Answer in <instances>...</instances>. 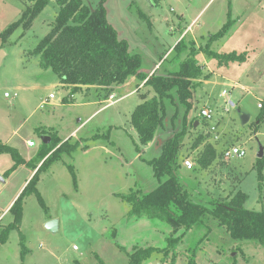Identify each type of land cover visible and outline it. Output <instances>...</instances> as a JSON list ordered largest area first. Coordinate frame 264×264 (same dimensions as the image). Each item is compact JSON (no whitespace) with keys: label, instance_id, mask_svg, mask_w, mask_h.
Segmentation results:
<instances>
[{"label":"rangeland","instance_id":"obj_1","mask_svg":"<svg viewBox=\"0 0 264 264\" xmlns=\"http://www.w3.org/2000/svg\"><path fill=\"white\" fill-rule=\"evenodd\" d=\"M100 1L83 0L92 11ZM28 5L27 0H0V33ZM105 5L109 22L128 41L131 53L140 54L148 72L179 71L191 46L195 57H201L199 63L207 77L193 80L201 82L190 98V112L179 101L177 91H171L172 98L165 101V123L156 137L160 146L181 131L184 118L188 119L179 172L192 189L193 199L208 205L211 198L226 200L241 190L249 195L248 209L264 211V178L256 165L259 145H264V120L258 122L264 112V0H106ZM58 11L52 0L30 29L17 28L6 42L0 38V142L17 147L25 159L32 156L36 164L41 159L36 157L39 150L44 149L48 156L62 143L80 144L71 151L61 150L59 159L40 170L37 187L47 209L35 193H25L21 225L0 245V264H127L134 249L161 250L168 246V238L182 235L176 251L168 255L154 251L142 264H170L173 258L174 264H190L191 260L195 264H264L262 245L232 238L214 220L208 226L184 231L147 215H129L131 205L124 196L132 190L148 192L158 183L147 161L158 153L155 139L153 152H139L138 133L131 123L141 97L151 98L155 91L146 84L137 88L130 78L114 90L74 92L76 98L70 101L72 87H64L56 73L43 69L40 56L33 53L51 30ZM230 18L235 23L229 33L210 43L211 36ZM181 40L187 48L179 54L176 45ZM204 47L244 53L245 60L216 68L217 61ZM36 84L38 89L32 87ZM6 91H18L19 96L8 99ZM51 92L56 98L41 107ZM110 92L116 93L114 104H108ZM207 103L213 109L212 121L203 124L198 117L201 125L194 127L192 118ZM241 113L250 116L248 122H242ZM54 136L61 142L52 150L48 144ZM197 138L202 140L194 147ZM28 139L36 145L30 147ZM208 143L215 146L217 157L204 169L197 159ZM237 145L246 149V155L226 158L225 150ZM186 160H192L191 168ZM13 164L9 153L0 154L1 226L13 221L10 203L16 194L17 198L22 195L26 179L41 166L21 164L7 175ZM53 218L59 221L57 232L45 228V222Z\"/></svg>","mask_w":264,"mask_h":264},{"label":"trees","instance_id":"obj_2","mask_svg":"<svg viewBox=\"0 0 264 264\" xmlns=\"http://www.w3.org/2000/svg\"><path fill=\"white\" fill-rule=\"evenodd\" d=\"M27 1L30 5L26 7L21 17L0 33V38L4 42L17 28L30 29L33 21L52 0ZM55 1L59 6L58 14L51 30L38 43L33 53L40 56V65L43 69H51L60 77L62 83L72 87L71 94L83 87L89 89L92 86L108 88L112 85H121L132 76L146 80L145 84L151 86L156 95L139 103L131 114V123L139 137L138 151L141 146H146L154 140L160 127L165 123L167 116L165 101L172 98L171 91H177L179 101L186 106L187 113L191 110L190 98L195 87L200 84V81L193 82V80L207 77V74H203L202 65L195 57L194 48L191 49L190 56L182 63L179 71L165 74L162 69V74L148 76L140 72L142 65L140 54L131 53L128 41L121 39L117 29L109 22L106 0H101L93 11L84 4L83 0ZM141 16L146 17L144 13H141ZM234 23L235 20L230 18L221 30L211 36L210 43L228 34ZM186 48L184 40L176 45L179 54ZM206 53L216 59L219 66L245 60V54L236 51L217 52L210 49ZM184 120L185 127L163 143L159 156L148 161V164L153 167L154 176L159 182L158 186L145 193L132 190L124 196L131 205L129 215L138 217L147 215L172 225L176 230L184 228V231L208 226L214 220L224 227L232 238L256 241L264 247V211L248 209L245 206L249 198L247 193L239 190L226 200L211 198L208 205L193 199L192 189L183 181L179 172L180 153L188 123L186 117ZM262 120H264V112L258 116V122ZM201 140L202 138H197L193 146L198 147ZM60 142V138L54 136L48 145L53 150ZM79 144V142L75 145L68 142L62 143L48 156L44 154V149L39 150L36 157L41 158V166L28 181L22 195L11 206L13 221L5 226L0 225V245L7 242L12 229H19L21 225L23 197L26 192L35 193L40 204L47 209L45 200L37 187L39 172L59 159L61 150L71 151ZM3 153H9L14 161L12 167L7 169V175L21 164L33 168H37L40 164H36L34 160L27 161L20 155L17 148L0 142V154ZM216 157L215 146L208 143L197 161L202 168L206 169ZM256 165L259 176L263 179L264 157L259 158ZM70 170L72 171L71 166ZM21 237L23 238L22 235ZM183 237L182 235L168 238V246L161 250L154 247L136 248L128 254L127 264H142L154 251H161L168 255L171 251H176ZM174 259L170 264H174ZM190 264L195 262L191 260Z\"/></svg>","mask_w":264,"mask_h":264},{"label":"crops","instance_id":"obj_3","mask_svg":"<svg viewBox=\"0 0 264 264\" xmlns=\"http://www.w3.org/2000/svg\"><path fill=\"white\" fill-rule=\"evenodd\" d=\"M184 17V16H183ZM182 17V18H183ZM118 31V30H117ZM118 34H119V32H118ZM182 36V35H181ZM191 48H194L193 46H191ZM204 48H206V47H204ZM130 49V48H129ZM207 49V48H206ZM211 50H213L212 48H211ZM213 51H215V50H213ZM167 53L169 52V51H166ZM166 52H164L165 53V55L167 54ZM218 52V51H217ZM230 52V51H229ZM3 53V52H2ZM207 54V53H206ZM196 58H197V60L199 61L200 60V62H201V57H199L198 55L196 56ZM214 60H216V59H214ZM217 61V60H216ZM233 63V62H232ZM201 64V63H200ZM217 64H218V61H217ZM230 64V63H229ZM229 64H227V65H222V66H219V64L216 66V68H218V67H223L224 69L225 68H228V65ZM202 65V64H201ZM140 72H142V73H144V74H147L148 76H150V75H152L153 74V72H148V70H145L144 68H143V60H142V65H141V68H140ZM161 72H163L162 70L158 73V75L159 74H162ZM168 72V69H165L164 68V73H167ZM217 72H220V71H217ZM221 76L223 77V76H226V75H223V74H221ZM227 77V76H226ZM131 78V81H135L134 83H135V85H136V87L137 88H141V87H143V86H145V82L144 81H146V80H140V79H138L136 76H134V77H130ZM129 78V79H130ZM201 82V81H200ZM59 84H60V82H59ZM119 85H112V86H109L108 88H104V87H97V86H92V87H90L89 89L88 88H86V87H83L81 90H79V91H77V92H80V91H84V93H87V92H90V93H92L93 92V90H95V92H98L99 90H102V89H109V90H114L116 87H118ZM32 87L34 88V89H38V87H39V85H32ZM64 87H68L66 84H64ZM69 87H71V86H69ZM135 89V88H134ZM71 90H72V88H71ZM136 90H132L131 91V93H133V92H135ZM224 92H226V93H224ZM52 93V92H51ZM50 93V94H51ZM49 94V95H50ZM75 94V93H74ZM74 94H68L69 95V100L70 101H74L75 100V96L76 95H74ZM156 94V93H155ZM154 94V95H155ZM112 95H114V98H112V99H110V96H112ZM223 95L224 96H227L228 98H229V93H228V91H226V90H224L223 91ZM19 96V95H18ZM17 96V97H18ZM152 97V96H151ZM56 98V95L54 96V98H48L47 100H42V102H44V101H48V100H50V99H55ZM147 97L145 96V95H143V97H141V100H142V102L146 99ZM9 99V98H8ZM65 99L66 98H63V101H65ZM118 99H116V93H113V92H110L109 93V95H108V98H107V101H108V104H114L116 101H117ZM42 102H41V104H40V106L42 105ZM139 103H141L140 101H139ZM139 103H137V105L139 104ZM231 104L234 106V103L233 102H231ZM42 107V106H41ZM202 108H211V105H210V103H207V105L206 104H201L200 106H199V108H198V110H197V115L195 114L194 115V117L192 118V120H191V124L194 126V127H196L195 126V123L196 122H198L197 123V126L198 125H201V122H200V120H198V117H200L201 118V121L203 122V124L205 123V120H203V118L201 117V115H200V110L202 109ZM212 109V108H211ZM213 110V109H212ZM134 111V110H133ZM132 111V112H133ZM190 112V111H189ZM194 120V121H193ZM194 122V123H193ZM207 122V121H206ZM209 123V122H208ZM36 131H38L39 129H35ZM137 131V130H136ZM58 135V134H57ZM159 135V131L157 132V135L155 136V144H153V146L156 148V150L158 151V153H156L155 152V156L154 157H157V156H159L160 155V152L159 151H161V147H162V145L163 144H161L160 146H158V142L160 143V141L161 140H159L158 141V139H156V137ZM59 137V136H58ZM67 138V137H66ZM62 139V138H61ZM65 139V138H64ZM28 140H30V139H28ZM27 140V141H28ZM63 141V140H62ZM154 141V140H153ZM152 141V142H153ZM152 142H150L148 145H146V146H142V149H140V151L139 152H141L142 150H144V151H152L153 152V150L151 149L152 148ZM7 144V143H6ZM35 145H36V143H35ZM237 146H239V145H237ZM15 147V146H14ZM33 147V146H32ZM239 147H241V146H239ZM17 148V147H16ZM242 148H244V147H242ZM18 149V148H17ZM182 150V149H181ZM85 152L87 151L86 149L84 150ZM20 152V151H19ZM21 153V152H20ZM36 153V152H35ZM258 156V155H257ZM264 156V155H263ZM28 157V156H27ZM153 157V158H154ZM25 158V157H24ZM260 157H258V159H259ZM263 158V157H262ZM32 159V156L31 157H28V158H26V160H31ZM150 160V159H149ZM149 160H147V161H149ZM17 170V169H16ZM15 172V171H14ZM31 177V176H30ZM29 181V178L28 179H26V182H25V184L27 183ZM158 184H159V182L157 183V185H154V187L152 188V190L154 189V188H156L157 186H158ZM27 185V184H26ZM25 185V186H26ZM151 191V190H150ZM19 193V192H18ZM17 198V194L15 195V197H14V199H13V201L10 203V207H11V205L13 204V202L15 201V199ZM9 207V208H10ZM47 222V221H46ZM45 222V223H46Z\"/></svg>","mask_w":264,"mask_h":264},{"label":"built area","instance_id":"obj_4","mask_svg":"<svg viewBox=\"0 0 264 264\" xmlns=\"http://www.w3.org/2000/svg\"><path fill=\"white\" fill-rule=\"evenodd\" d=\"M224 93H226V92H224ZM18 95H19L18 91H14V92L6 91L4 93V96L6 98L17 97ZM54 96H55V94L51 93L49 95V98H54ZM112 98H114V95L110 96V99H112ZM45 103H46V101L42 102L41 106H43ZM259 106L262 107V104H259ZM200 115L203 118V120H205V122L206 121L207 122H211L212 119H213V110L211 108H202L200 110ZM212 129H215V126H213ZM27 144L30 147L35 146V141L34 140H28ZM224 155H225L226 158L243 157V156L246 155V149L242 148V147H239V146H232V147L228 148L227 150H225ZM185 165L187 167L191 168L193 166L192 160H186L185 161ZM76 248H77V246H74V249H76Z\"/></svg>","mask_w":264,"mask_h":264},{"label":"water","instance_id":"obj_5","mask_svg":"<svg viewBox=\"0 0 264 264\" xmlns=\"http://www.w3.org/2000/svg\"><path fill=\"white\" fill-rule=\"evenodd\" d=\"M2 55V53H1ZM250 119V116L246 113H241V120L243 123L248 122V120ZM197 123H195V126H197ZM49 138H45V142H48ZM264 155V145L260 143L259 145V152H258V157L262 158ZM45 228H47L49 231L51 232H57L59 230V221L56 218L50 219L45 223Z\"/></svg>","mask_w":264,"mask_h":264}]
</instances>
